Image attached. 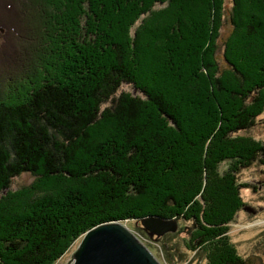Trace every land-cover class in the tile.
I'll return each instance as SVG.
<instances>
[{"label":"trees","instance_id":"16d2710c","mask_svg":"<svg viewBox=\"0 0 264 264\" xmlns=\"http://www.w3.org/2000/svg\"><path fill=\"white\" fill-rule=\"evenodd\" d=\"M19 1L51 30L40 80L0 91V264H55L90 230L148 217L190 224L207 264H252L229 233L256 190L240 175L264 170L246 135L264 117V0Z\"/></svg>","mask_w":264,"mask_h":264},{"label":"rangeland","instance_id":"374dc122","mask_svg":"<svg viewBox=\"0 0 264 264\" xmlns=\"http://www.w3.org/2000/svg\"><path fill=\"white\" fill-rule=\"evenodd\" d=\"M7 4L11 5L12 8L8 9ZM23 4L24 1L20 2L19 0H16V3L15 0H3V3H0V11L2 10L3 17L8 23L11 24L13 22L15 29L8 34V45L3 46L5 41H3V38H0L1 92H5L4 90L9 91L7 86L14 85L16 81L23 80L24 78L28 82H33L37 79V58L43 55L44 47L42 44L45 42L43 38H48L47 36L50 35L47 31L48 28L51 30V26L42 23L40 17L41 12L37 6L34 9L32 8V4H29L32 9L30 11L32 12L34 10V13L29 15L25 11V8H23ZM53 31L54 28H52V33ZM230 33L231 27L226 22L224 30L222 31V40L225 41ZM1 35L7 36V33L2 31ZM221 56L222 54L220 53L219 57ZM123 89L133 93V90L127 86ZM261 119L258 122V126L246 135L264 142V117ZM225 168L226 166L224 165L223 169ZM33 181L34 177L25 174L14 180L11 189L17 191L23 186L31 184ZM240 183L254 186L256 190L252 188L242 190L241 196L246 207L238 214L235 222L230 225L229 235L243 258L250 259L252 264H264L263 168L254 167L242 172L240 175ZM123 224L152 251L161 264H207L206 261L197 259L193 253L187 250L185 241L188 237L185 228L190 226L188 223L185 224L179 221V231L175 237L166 235L160 239L150 238L141 223L126 222ZM141 229L143 232H141ZM82 241L83 237L79 238L55 264H74L75 254Z\"/></svg>","mask_w":264,"mask_h":264},{"label":"water","instance_id":"95a60500","mask_svg":"<svg viewBox=\"0 0 264 264\" xmlns=\"http://www.w3.org/2000/svg\"><path fill=\"white\" fill-rule=\"evenodd\" d=\"M150 238L179 231L178 220L148 217L141 220ZM74 264H161L152 251L123 223L100 225L83 236Z\"/></svg>","mask_w":264,"mask_h":264}]
</instances>
